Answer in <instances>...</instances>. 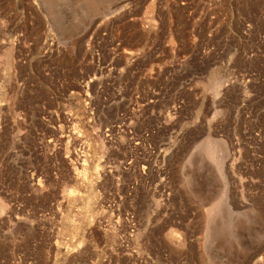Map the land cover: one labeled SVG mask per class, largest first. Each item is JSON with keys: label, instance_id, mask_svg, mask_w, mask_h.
Listing matches in <instances>:
<instances>
[{"label": "rangeland", "instance_id": "1", "mask_svg": "<svg viewBox=\"0 0 264 264\" xmlns=\"http://www.w3.org/2000/svg\"><path fill=\"white\" fill-rule=\"evenodd\" d=\"M88 3L0 0V264H264V0Z\"/></svg>", "mask_w": 264, "mask_h": 264}, {"label": "built area", "instance_id": "2", "mask_svg": "<svg viewBox=\"0 0 264 264\" xmlns=\"http://www.w3.org/2000/svg\"><path fill=\"white\" fill-rule=\"evenodd\" d=\"M103 36L108 37L106 34H103ZM99 40L100 41L92 40V42L96 44L104 43L101 42L103 40L102 37L99 38ZM108 43L110 45V48H108L109 53L115 56L119 55L121 41L115 40V38H113L112 41ZM95 51H98V49H95ZM96 56H98V53H96ZM188 70V68H186L185 66H181L180 64L171 65L169 69V74L164 76V81L158 83L159 86H163L160 88V90L162 91V95L168 93V91L165 89L166 86L172 87L171 94L172 96H174V106L172 107L173 116H176L182 110V106L184 103L183 100H185V98L183 99L181 95V90L178 89V87H184V85L188 84L189 77H191V72ZM145 84H147L146 81Z\"/></svg>", "mask_w": 264, "mask_h": 264}, {"label": "bare ground", "instance_id": "3", "mask_svg": "<svg viewBox=\"0 0 264 264\" xmlns=\"http://www.w3.org/2000/svg\"><path fill=\"white\" fill-rule=\"evenodd\" d=\"M88 2V1H86ZM100 0H89V3H90V11H94L96 10L97 8V5L99 4ZM88 3V5H89ZM87 8V7H86ZM90 12V13H91ZM93 15V14H92ZM215 84V83H214ZM213 84V85H214ZM210 85V84H209ZM212 86V84L209 86V88ZM207 87V86H205ZM217 87V86H216ZM198 146V145H197ZM220 148V145L219 143H217L216 141H213L212 139H210L209 137H206L203 141H201V145H200V154L199 155H196L197 159L200 160L202 157L201 156H204L203 158H207L209 159V161H212V160H217L216 158L218 157V154H219V149ZM195 151L197 152V149H195ZM194 152V150H193ZM195 152V153H196ZM198 154V153H196ZM191 155V154H190ZM221 155V153H220ZM222 156V155H221ZM190 157V156H189ZM199 157V158H198ZM190 159V158H189ZM196 159V160H197ZM199 162V161H198ZM218 162V161H216ZM191 166V165H190ZM191 184V183H190ZM198 190V189H197ZM195 194V193H194ZM202 199V198H201ZM3 204V203H2ZM223 207V206H222ZM2 208V207H1ZM216 210V209H214ZM217 211V210H216ZM215 221V220H214ZM219 221V219H218ZM219 230V228H218Z\"/></svg>", "mask_w": 264, "mask_h": 264}]
</instances>
